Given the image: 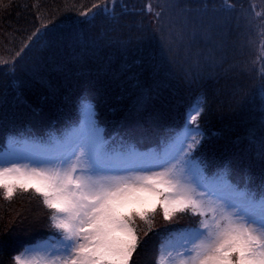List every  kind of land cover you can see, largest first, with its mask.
Masks as SVG:
<instances>
[{
	"label": "snow or ice",
	"instance_id": "6c2138e0",
	"mask_svg": "<svg viewBox=\"0 0 264 264\" xmlns=\"http://www.w3.org/2000/svg\"><path fill=\"white\" fill-rule=\"evenodd\" d=\"M11 7L10 0L8 4L0 0V10ZM92 7L99 11L80 15L91 20L101 13L117 18L116 0ZM155 7L159 10L148 7L154 17L151 28L141 26L135 33L119 36L105 34L89 43L97 49H137L151 59L148 49L155 51V34L160 33L170 61L186 66L185 81L202 89L183 129L162 140L158 151L141 152L123 137L119 147H114L105 138L95 106L82 100L77 121L59 133L24 136L5 131L0 194L10 201L15 193L31 190L54 230V235L13 254L10 264H131L144 242L136 221L148 226L143 231L147 237L152 230L150 216L155 214L149 209H156L157 204L165 221L178 213H190L198 220L194 227L169 231L159 245L155 264H264V70L252 93L253 98L259 96L261 119L258 128L254 124L248 129L249 139L259 132V184L234 183L232 161L217 164L209 175L207 165L195 155L205 138L198 118L221 97L243 106L249 92L241 80L254 70L246 62H228L226 39L176 15L179 5L174 0H162ZM35 19L43 20L39 15ZM48 23L43 20L21 40L18 50H9L7 60L0 57V70L13 78L16 87H20L17 72L25 62L39 63L37 46L62 39L55 25L50 31ZM201 36L205 43L212 42L207 51L194 48ZM143 99L141 95L139 100ZM9 123L6 116L0 118V128L6 130ZM27 219L23 217L22 222ZM38 220L34 215L28 223Z\"/></svg>",
	"mask_w": 264,
	"mask_h": 264
},
{
	"label": "trees",
	"instance_id": "16d2710c",
	"mask_svg": "<svg viewBox=\"0 0 264 264\" xmlns=\"http://www.w3.org/2000/svg\"><path fill=\"white\" fill-rule=\"evenodd\" d=\"M225 1L174 0L179 5L176 15L187 17L190 24L202 31H210L217 38L226 39L228 62H246L254 70L241 80L242 87L249 92L243 106L235 102L229 104L221 97L213 101L211 110H206L200 116L205 139L199 153L209 162L216 164L228 160L238 169L256 172L262 167L259 132L255 139L248 136V129L254 124L258 128L261 119L260 109H257L260 106L259 96H252L260 79L254 63L256 47L251 37L247 36L252 34L253 28L251 17L240 14L243 8L247 10L246 3L229 0L228 4ZM10 2L11 8L0 10V57L7 60L9 50H18L21 40L39 27L43 20L49 22L50 31L54 24L62 39L58 43L45 41L37 46L40 48L39 63L34 64L31 60L25 63L30 67L39 66V74L30 75V69L24 65L17 72L20 87H16L13 78L5 76L0 70V118L6 116L10 122L6 130L0 128V136L5 131H22L24 128L42 130L58 114L73 113L78 102L86 98L92 99L98 119L104 121L107 127L129 123L134 126L140 124L146 129L151 126L161 129L176 123L186 106L197 102L201 95V88L189 86L185 81L186 66L170 61L162 46L160 33L155 34V51L148 49L151 59L137 49L123 51L117 46L97 49L89 43L91 39L105 34L119 36L121 33H135L141 26L151 28L154 17L148 7L151 5L153 11H158L155 6L161 0H116L120 12H123L117 14L115 20L102 13L96 15L94 20L80 15L86 10L98 12L99 9L92 7L93 4H104L105 0ZM4 3L8 4L9 0ZM255 9L256 3L252 2L250 10L255 12ZM38 15L43 20L35 19ZM65 31L72 32L68 34ZM210 47L212 42L205 43L202 36L194 46L201 51H207ZM142 89L147 91L142 92ZM141 95L144 96L142 102L139 100ZM160 110L163 114H160ZM3 212L7 210L0 209V264H10L13 252L34 235H17L15 225H7V221L1 217ZM166 228L165 223H156L148 236L152 238L151 235H154L155 240ZM142 241L141 245L147 242L146 238Z\"/></svg>",
	"mask_w": 264,
	"mask_h": 264
},
{
	"label": "rangeland",
	"instance_id": "374dc122",
	"mask_svg": "<svg viewBox=\"0 0 264 264\" xmlns=\"http://www.w3.org/2000/svg\"><path fill=\"white\" fill-rule=\"evenodd\" d=\"M5 1L6 0H4V2ZM226 1L229 4V0H226ZM240 1H243L244 5L246 3V6H247L246 11H244V8H243L242 13H240L241 16L243 17L245 14L246 18L251 17V25H252L253 31H252V34L250 33L247 36L251 37L252 42L254 43V47L259 46L261 43L264 46V0H240ZM161 2H162V0H161ZM252 2L254 4L256 3L257 10L255 9V12L250 10V6H251ZM122 12L117 11L116 13L119 14ZM259 15H262L263 18L259 17ZM89 18H91V17H89ZM257 22H259L258 23L259 27L255 28L254 24ZM65 32L70 34L72 31H65ZM260 38L263 39L261 43L259 40ZM233 49H230L229 51H232ZM244 52H245V50H244ZM244 52L240 51L241 54ZM255 60H256V58H255ZM255 63H256V61H255ZM25 67L30 69V71H31L30 75L32 74V76H37L39 74V70H38V68H40L39 66L33 65L30 67V64L25 63ZM257 109H260V106ZM160 114H163V112L161 110H160ZM24 194L25 193L17 192L14 194L13 199L10 201L5 200L3 195L0 194V209L5 208V210H7V212H3L4 214L1 217L7 221V222H5L7 225H9V224L15 225V228L17 230L16 231L17 235L24 236V237L34 235V237H35L43 231L44 218H43L42 209L34 197H32V196L29 197V196L24 195ZM155 210L156 209H149L150 213H153V212L155 213L154 215L150 216V219L152 222L153 221L157 222V220H158V216H156ZM34 215L39 216L38 222L29 224L28 220H31ZM23 217H27L28 219L23 220V222H22ZM136 223H137L138 227L141 229V232H140L141 240L146 238L147 242L144 245H141V247L139 246L137 251L134 252L131 264H151V256L153 254V246H152L153 242H152V240H154V235H151L152 238L150 236H148L150 238L147 239L148 237H145L143 235V231L146 230L148 226L144 222L140 221L139 219H137ZM23 239H22V241H23ZM154 245H155V243H154ZM15 253L16 252H13V254H15Z\"/></svg>",
	"mask_w": 264,
	"mask_h": 264
},
{
	"label": "bare ground",
	"instance_id": "6f19581e",
	"mask_svg": "<svg viewBox=\"0 0 264 264\" xmlns=\"http://www.w3.org/2000/svg\"><path fill=\"white\" fill-rule=\"evenodd\" d=\"M158 219H159V218H158ZM156 223H157L156 221H153V222H152V225H154V224H156Z\"/></svg>",
	"mask_w": 264,
	"mask_h": 264
}]
</instances>
